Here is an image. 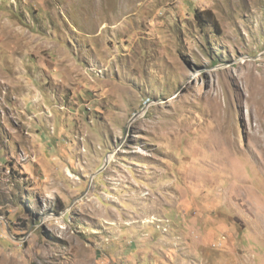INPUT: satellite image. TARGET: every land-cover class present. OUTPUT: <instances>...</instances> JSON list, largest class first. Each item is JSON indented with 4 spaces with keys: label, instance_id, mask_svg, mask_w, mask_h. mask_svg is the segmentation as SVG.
<instances>
[{
    "label": "rangeland",
    "instance_id": "rangeland-1",
    "mask_svg": "<svg viewBox=\"0 0 264 264\" xmlns=\"http://www.w3.org/2000/svg\"><path fill=\"white\" fill-rule=\"evenodd\" d=\"M0 264H264V0H0Z\"/></svg>",
    "mask_w": 264,
    "mask_h": 264
},
{
    "label": "trees",
    "instance_id": "trees-1",
    "mask_svg": "<svg viewBox=\"0 0 264 264\" xmlns=\"http://www.w3.org/2000/svg\"><path fill=\"white\" fill-rule=\"evenodd\" d=\"M196 18L199 20V22L205 26L209 21L215 22L218 25V21L216 18L215 13L211 9L197 11L196 12Z\"/></svg>",
    "mask_w": 264,
    "mask_h": 264
}]
</instances>
